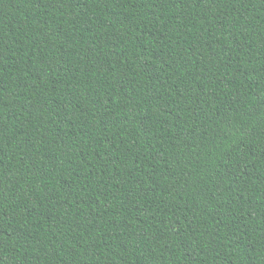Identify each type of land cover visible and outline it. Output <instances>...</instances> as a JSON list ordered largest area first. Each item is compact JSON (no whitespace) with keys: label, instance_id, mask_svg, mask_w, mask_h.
<instances>
[{"label":"trees","instance_id":"16d2710c","mask_svg":"<svg viewBox=\"0 0 264 264\" xmlns=\"http://www.w3.org/2000/svg\"><path fill=\"white\" fill-rule=\"evenodd\" d=\"M0 264H264V0H0Z\"/></svg>","mask_w":264,"mask_h":264}]
</instances>
